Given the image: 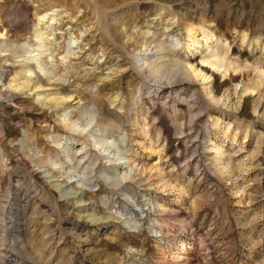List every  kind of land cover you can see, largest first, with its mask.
I'll return each mask as SVG.
<instances>
[{
	"label": "rangeland",
	"instance_id": "rangeland-1",
	"mask_svg": "<svg viewBox=\"0 0 264 264\" xmlns=\"http://www.w3.org/2000/svg\"><path fill=\"white\" fill-rule=\"evenodd\" d=\"M0 26V264H264V0H0ZM210 43L237 68L185 76Z\"/></svg>",
	"mask_w": 264,
	"mask_h": 264
},
{
	"label": "bare ground",
	"instance_id": "bare-ground-1",
	"mask_svg": "<svg viewBox=\"0 0 264 264\" xmlns=\"http://www.w3.org/2000/svg\"><path fill=\"white\" fill-rule=\"evenodd\" d=\"M40 16L43 17L44 15H40ZM188 31H189L188 36H189V38H191V36H190L191 32H190V30H188ZM4 34L5 33H1V31H0V35H2V37ZM35 37L38 38V35L35 34ZM74 40H76V37L74 38ZM197 43H198L197 41H192V44H197ZM154 47H155L154 48L155 49L154 54H151L149 56V58H147L146 56L140 58V64L139 65L141 68H144L145 72L148 74L149 77L151 74L160 72L162 69L164 70V68H165V70H167V67L169 68V65H170V64L167 65L166 61L163 60V58L167 55L166 52H163V51L165 49L170 50L171 48H168V46L164 45L162 42H157ZM207 49H208V53L201 56V63L200 64L198 63L199 65L197 64V69H195L196 67L192 66V65H189V68L186 67L185 69H183V70H185V72L183 71L185 76L186 75L187 76H194V79H195V77L200 76V75H202V77L203 76L206 77L205 72H209L210 74H212L214 69L221 70L222 74L225 75L228 71H230V70L234 71L237 68V61L228 56V45L227 44L222 45V44H217V43H213V44L210 43L209 45H207ZM144 54L147 55V53H144ZM173 59H175V58H173ZM176 59L175 60H171V59L168 60V61H170V60L172 61V62H170L171 63L170 66H173V65L175 66L176 64H178L176 62ZM180 63L181 62L179 61V64ZM204 63H207L209 66L204 65ZM26 72L28 74H31L32 71L28 69V70H26ZM202 72H204V73L202 74ZM157 74H159V73H157ZM231 76H230V78L232 79ZM28 82H30L29 79L27 80V82H25L23 84L20 83L19 85L15 86V89L21 91V89H23L24 87H27L26 84H28ZM250 85H249V87H247L246 85L243 86V91H245L246 89L248 90V88L251 89L252 91L257 90V88H258L257 87V85H258L257 81L252 82V85L251 86ZM7 86H10V85L8 84ZM39 86L40 85H35V87H39ZM50 94H52V92L48 93V95H50ZM70 98H72V94H68L67 92L66 93H63L62 91L61 92H53L51 97H49V99L47 100L46 104H48V106H53V105L57 106L60 104L62 105L64 102L66 103L67 100H70ZM114 98H117V96H115ZM108 102H109V104H112L113 98L111 100H109ZM42 103H43V100H42ZM0 107H4V106L0 105ZM5 107L7 108V106H5ZM103 111H104V113L108 114V111L106 109ZM142 123L145 126L144 122H142ZM132 124L135 125V123H132ZM235 134H236V132L234 133V135ZM258 139H259V137H258ZM221 146L218 144L213 146V148L215 150V156L214 157H216L217 160L222 161V163H224L225 168L230 167L229 165H231V156L228 153H227L228 155H226L225 150ZM254 148L257 149L258 146H255ZM181 248L182 249L184 248L183 244H182Z\"/></svg>",
	"mask_w": 264,
	"mask_h": 264
}]
</instances>
